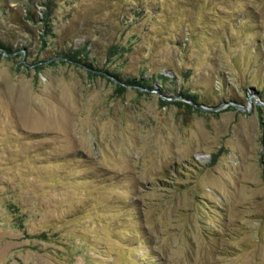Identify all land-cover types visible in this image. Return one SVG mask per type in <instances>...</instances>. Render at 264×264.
Instances as JSON below:
<instances>
[{
  "label": "rangeland",
  "instance_id": "rangeland-1",
  "mask_svg": "<svg viewBox=\"0 0 264 264\" xmlns=\"http://www.w3.org/2000/svg\"><path fill=\"white\" fill-rule=\"evenodd\" d=\"M44 1L0 0V264H264V0Z\"/></svg>",
  "mask_w": 264,
  "mask_h": 264
},
{
  "label": "trees",
  "instance_id": "trees-1",
  "mask_svg": "<svg viewBox=\"0 0 264 264\" xmlns=\"http://www.w3.org/2000/svg\"><path fill=\"white\" fill-rule=\"evenodd\" d=\"M50 1H52L53 2V0H45L44 2L46 3V6H47V4H48V2L50 3ZM2 5V4H1ZM1 5H0V8H1ZM49 5V4H48ZM48 8V7H47ZM45 13H46V9H45V11H44ZM33 13H34V11H33ZM45 13H44V15H42V19H44V16H46L45 15ZM42 24L41 25H44L45 23H44V21L42 20ZM46 22V21H45ZM45 26V25H44ZM0 44L3 46V47H5V48H9V46L6 44V43H4V42H2V40L0 39ZM113 46H115V45H113ZM113 46L110 48L112 51H115V49L113 48ZM109 49V50H110ZM108 50V51H109ZM113 74H115V75H117L115 72H112ZM117 77H119V79H120V76H118L117 75ZM122 81H129V82H136L137 84H142V85H146V86H150V83L149 82H147V81H144V80H142V76H140L139 78H134V77H124V79H122ZM179 92L181 93V94H183L184 96H187V97H189V98H192L193 100L195 99V97H196V94H195V92H190L189 90H187V89H181V90H179Z\"/></svg>",
  "mask_w": 264,
  "mask_h": 264
}]
</instances>
